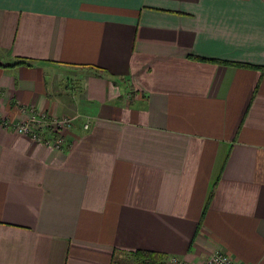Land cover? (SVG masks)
Returning a JSON list of instances; mask_svg holds the SVG:
<instances>
[{"label": "crops", "instance_id": "obj_1", "mask_svg": "<svg viewBox=\"0 0 264 264\" xmlns=\"http://www.w3.org/2000/svg\"><path fill=\"white\" fill-rule=\"evenodd\" d=\"M31 109L77 119L0 124V264H264V0H0V115Z\"/></svg>", "mask_w": 264, "mask_h": 264}, {"label": "built area", "instance_id": "obj_2", "mask_svg": "<svg viewBox=\"0 0 264 264\" xmlns=\"http://www.w3.org/2000/svg\"><path fill=\"white\" fill-rule=\"evenodd\" d=\"M77 117H54L35 110H29L27 117L20 121H8L0 115V124L18 135L28 136L36 142L62 149L65 135L70 131ZM87 128V125H85ZM166 264H191L176 257L167 259ZM201 264H240L221 251L214 249Z\"/></svg>", "mask_w": 264, "mask_h": 264}, {"label": "trees", "instance_id": "obj_3", "mask_svg": "<svg viewBox=\"0 0 264 264\" xmlns=\"http://www.w3.org/2000/svg\"><path fill=\"white\" fill-rule=\"evenodd\" d=\"M14 65H28L25 62H16ZM167 257L161 253L146 250L123 252L114 250L110 264H166Z\"/></svg>", "mask_w": 264, "mask_h": 264}]
</instances>
